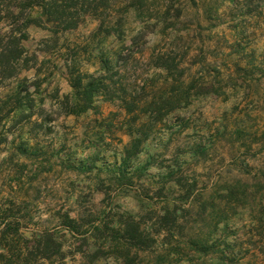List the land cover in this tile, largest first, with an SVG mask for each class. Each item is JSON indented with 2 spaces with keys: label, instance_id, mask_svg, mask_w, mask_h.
I'll return each instance as SVG.
<instances>
[{
  "label": "rangeland",
  "instance_id": "1",
  "mask_svg": "<svg viewBox=\"0 0 264 264\" xmlns=\"http://www.w3.org/2000/svg\"><path fill=\"white\" fill-rule=\"evenodd\" d=\"M71 12L0 74V264H264V0Z\"/></svg>",
  "mask_w": 264,
  "mask_h": 264
},
{
  "label": "trees",
  "instance_id": "2",
  "mask_svg": "<svg viewBox=\"0 0 264 264\" xmlns=\"http://www.w3.org/2000/svg\"><path fill=\"white\" fill-rule=\"evenodd\" d=\"M72 0H0V25H4L8 30L0 31V74L12 75L15 57L14 46L27 39V30L31 26L48 28L51 31H66L77 28L80 23L79 12H71ZM63 27V29H61ZM25 51L21 50L18 56H24ZM138 229H134L133 236H137ZM44 238V237H43ZM51 240L45 239L43 251L50 249ZM53 242V240H52ZM57 247V254L60 245L54 242ZM45 252V251H44ZM45 256V253H41Z\"/></svg>",
  "mask_w": 264,
  "mask_h": 264
}]
</instances>
